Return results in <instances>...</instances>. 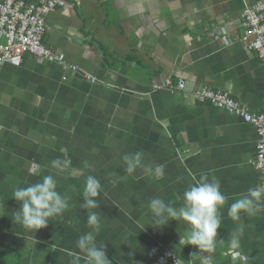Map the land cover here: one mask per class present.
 I'll return each instance as SVG.
<instances>
[{
    "label": "crops",
    "instance_id": "crops-1",
    "mask_svg": "<svg viewBox=\"0 0 264 264\" xmlns=\"http://www.w3.org/2000/svg\"><path fill=\"white\" fill-rule=\"evenodd\" d=\"M67 1L47 15L43 35L66 62L26 53L0 63V263L71 264L67 253L93 231L80 207L93 175L103 189L92 210L101 225L97 243L111 264L148 263L156 242L191 264L201 254L215 264H264V202L239 221L227 214L235 199L262 188L257 129L196 93L224 91L249 111H264V64L240 25L245 7L264 0ZM167 77L186 79L187 89H172ZM136 152L143 166L128 174L123 157ZM57 158L69 162L65 171L52 168ZM156 165L164 166L162 178L144 170ZM49 174L68 207L47 227L27 231L15 221L20 204L12 192ZM202 175L219 180L228 200L221 242L201 253L180 243L183 222L150 224L148 203L159 197L180 207ZM238 226L243 257L233 259Z\"/></svg>",
    "mask_w": 264,
    "mask_h": 264
},
{
    "label": "clouds",
    "instance_id": "clouds-1",
    "mask_svg": "<svg viewBox=\"0 0 264 264\" xmlns=\"http://www.w3.org/2000/svg\"><path fill=\"white\" fill-rule=\"evenodd\" d=\"M128 174L134 173L142 165V153L125 155L123 157ZM53 169L59 172L65 171L69 162L57 158L51 162ZM145 172L162 178L164 166L156 165L144 168ZM194 183L190 184L182 195V205L175 207L171 203H165L159 197L152 198L148 203V209L152 215V225L165 226L169 221L183 222L187 231L181 235L180 243L194 246L196 252L213 251L221 242L218 238V229L221 228L220 209L226 204L228 197L221 192V184L215 177L209 179L208 175H202L199 180L193 177ZM103 194L100 181L93 175H88L84 181L82 202L80 207L86 210L87 223L92 226L89 231L79 237L76 247L79 251H69L72 257L71 264H111L106 256L105 245L97 243V235L100 232L99 214L93 209L99 208L98 198ZM12 198L20 204L18 211L14 212V218L25 230L38 232L47 227L53 218L60 216L68 207V197L57 191V180L53 175H43L35 183L26 187H16L12 192ZM264 202V188H250L247 193L228 207L227 214L233 221H239L242 212L254 215L261 211ZM145 225H142L144 229ZM243 227L238 226L232 233L231 246L238 247L239 236ZM193 252L192 254H195ZM209 257L201 254L200 264H209ZM235 259V257L233 258ZM175 264H179L176 260Z\"/></svg>",
    "mask_w": 264,
    "mask_h": 264
},
{
    "label": "built area",
    "instance_id": "built-area-1",
    "mask_svg": "<svg viewBox=\"0 0 264 264\" xmlns=\"http://www.w3.org/2000/svg\"><path fill=\"white\" fill-rule=\"evenodd\" d=\"M67 5V0H0V63L14 61L26 53H32L42 59L66 62L63 52H56L44 44L43 35L47 15L54 9ZM240 25L244 30L242 40L249 49L255 51L264 64V1L247 5L241 14ZM68 66L71 70L78 68L72 63ZM165 84L172 89H187L186 79L182 77L176 83L171 77H167ZM196 93L256 127L259 139L254 165L262 177L264 188V111L251 112L224 91L200 87ZM151 253V260L145 264H175L176 260L179 264H191L161 242L152 245ZM231 255L235 259L243 257L237 247L231 248ZM209 264L215 263L209 261Z\"/></svg>",
    "mask_w": 264,
    "mask_h": 264
},
{
    "label": "trees",
    "instance_id": "trees-1",
    "mask_svg": "<svg viewBox=\"0 0 264 264\" xmlns=\"http://www.w3.org/2000/svg\"><path fill=\"white\" fill-rule=\"evenodd\" d=\"M1 264V263H0Z\"/></svg>",
    "mask_w": 264,
    "mask_h": 264
}]
</instances>
